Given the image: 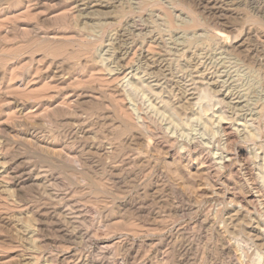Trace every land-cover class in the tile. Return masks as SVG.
Wrapping results in <instances>:
<instances>
[{
  "label": "rangeland",
  "instance_id": "obj_1",
  "mask_svg": "<svg viewBox=\"0 0 264 264\" xmlns=\"http://www.w3.org/2000/svg\"><path fill=\"white\" fill-rule=\"evenodd\" d=\"M263 183L264 0H0V264H264Z\"/></svg>",
  "mask_w": 264,
  "mask_h": 264
},
{
  "label": "bare ground",
  "instance_id": "obj_2",
  "mask_svg": "<svg viewBox=\"0 0 264 264\" xmlns=\"http://www.w3.org/2000/svg\"><path fill=\"white\" fill-rule=\"evenodd\" d=\"M84 5V4H83ZM88 14V13H87ZM90 15V14H89ZM129 25V24H128ZM187 37V36H186ZM155 38V37H154ZM249 42V41H248ZM242 43V42H241ZM232 44V43H231ZM227 47V46H226ZM223 51H225V50H223ZM190 55V54H189ZM258 57V56H257ZM155 58V57H154ZM195 102V101H194ZM165 105V104H164ZM179 107V106H178ZM181 109V108H180ZM78 116V115H77ZM228 126L226 125V123H224V125H223V129H224V131L225 132H227L226 133V140L229 142V140H230V133L228 132ZM241 138V137H240ZM202 158H204V157H202ZM201 159V158H200ZM208 162V159L207 158H204V159H202L201 160V163H207ZM201 163H200V165H201ZM226 163H227V161H226ZM226 163H224L225 164V166H226ZM205 165V164H204ZM259 176V175H258ZM208 177V176H207ZM264 184V183H263ZM239 211V210H238ZM238 213V212H237ZM240 214V213H239ZM235 215H236V213H235ZM231 217V216H230ZM236 229V228H235ZM220 231H222V230H220ZM256 231H257V229H256ZM249 233V232H248ZM254 233V232H253ZM256 233V232H255ZM223 234V233H222ZM232 234V233H231ZM252 234V233H251ZM230 235V234H229ZM239 235V234H238ZM249 235H250V233H249ZM256 235V240H258L259 241V239H261L262 237H261V235H262V233L261 234H259L258 232H257V234H255ZM255 235H253V237L255 236ZM261 237V238H260ZM222 238V237H221ZM255 238H253V239H255ZM234 239V238H233ZM231 241V240H230ZM228 243H229V240L227 241ZM227 244V243H226ZM226 244H224V245H226ZM228 245V244H227ZM230 247V246H229ZM53 248V247H52ZM228 249V248H227ZM233 249V248H232ZM235 249V248H234ZM228 250H231V247L228 249ZM233 254H234V252H233ZM236 257V256H235ZM237 258V257H236ZM49 259V258H48ZM239 259V258H238ZM239 262V261H238Z\"/></svg>",
  "mask_w": 264,
  "mask_h": 264
}]
</instances>
